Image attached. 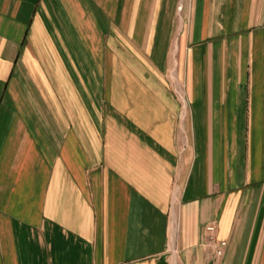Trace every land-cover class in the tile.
<instances>
[{"label":"crops","instance_id":"crops-1","mask_svg":"<svg viewBox=\"0 0 264 264\" xmlns=\"http://www.w3.org/2000/svg\"><path fill=\"white\" fill-rule=\"evenodd\" d=\"M0 264H264V0H0Z\"/></svg>","mask_w":264,"mask_h":264},{"label":"rangeland","instance_id":"rangeland-1","mask_svg":"<svg viewBox=\"0 0 264 264\" xmlns=\"http://www.w3.org/2000/svg\"><path fill=\"white\" fill-rule=\"evenodd\" d=\"M171 60H172V64L170 66V69L168 71V83L170 84L171 88L173 89L174 93L176 94V96L178 97L181 105H184V99H183V81L182 78L179 76V66H177L176 61H175V57L176 55H178L176 49L171 51ZM183 113L182 112V117H183ZM182 133V137L183 135V131H181Z\"/></svg>","mask_w":264,"mask_h":264},{"label":"built area","instance_id":"built-area-1","mask_svg":"<svg viewBox=\"0 0 264 264\" xmlns=\"http://www.w3.org/2000/svg\"><path fill=\"white\" fill-rule=\"evenodd\" d=\"M215 229H216V227L214 225H210L207 227V230L210 232L209 240L211 243H215L217 255H221L223 253V249L227 245V242L221 241V242L217 243L215 237L212 234V233H214Z\"/></svg>","mask_w":264,"mask_h":264}]
</instances>
